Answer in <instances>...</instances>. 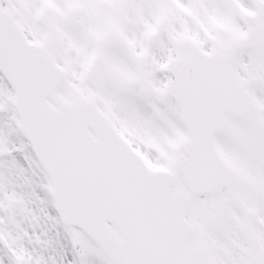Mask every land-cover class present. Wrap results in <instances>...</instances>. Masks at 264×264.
<instances>
[{"label":"snow or ice","instance_id":"obj_1","mask_svg":"<svg viewBox=\"0 0 264 264\" xmlns=\"http://www.w3.org/2000/svg\"><path fill=\"white\" fill-rule=\"evenodd\" d=\"M0 264H264V0H0Z\"/></svg>","mask_w":264,"mask_h":264}]
</instances>
